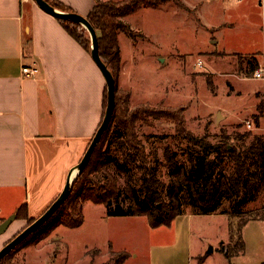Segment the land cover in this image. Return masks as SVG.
<instances>
[{"label":"rangeland","instance_id":"obj_1","mask_svg":"<svg viewBox=\"0 0 264 264\" xmlns=\"http://www.w3.org/2000/svg\"><path fill=\"white\" fill-rule=\"evenodd\" d=\"M180 1L186 11L168 2L124 18L134 35L118 32L117 87L129 95L128 111L138 109L134 126L144 157L141 161L122 153L115 123L104 150L123 166H110L108 172L117 178L122 190L118 203L125 210L131 205L127 186L140 199L145 178H153L162 198L159 204L178 202L186 214L170 226L151 228L145 216H109L105 205L89 201L83 204L80 227L61 225L46 237L36 235L17 247L9 264H115L113 258L122 251L127 254L123 264H264V190L242 209L232 211L224 201L212 214L194 215L199 208L189 206L190 190L182 178L190 159L205 154L221 187L227 178L219 172L229 176L235 162L221 148L191 145L173 119H182L187 132L211 145L249 142L254 135L264 138V74L262 79L253 77L255 69L264 70V1L248 9V19L234 0ZM200 18L215 29L204 27ZM209 61L214 73L206 70ZM16 225L14 221L0 240L9 238ZM221 246L233 256L226 258Z\"/></svg>","mask_w":264,"mask_h":264},{"label":"crops","instance_id":"obj_2","mask_svg":"<svg viewBox=\"0 0 264 264\" xmlns=\"http://www.w3.org/2000/svg\"><path fill=\"white\" fill-rule=\"evenodd\" d=\"M57 1L84 17L95 5V0ZM257 2L262 6L260 0L239 2L244 19ZM23 66L38 71L27 77ZM206 70L215 72L212 64ZM105 89L90 53L55 17L33 0H0V223L26 206L0 249L62 191L100 125Z\"/></svg>","mask_w":264,"mask_h":264},{"label":"trees","instance_id":"obj_3","mask_svg":"<svg viewBox=\"0 0 264 264\" xmlns=\"http://www.w3.org/2000/svg\"><path fill=\"white\" fill-rule=\"evenodd\" d=\"M45 1L62 12H74L69 6L57 0ZM168 2H173L179 9L187 10L186 5L180 0H95V5L86 16V19L93 26L96 34L97 32L99 33L97 35L99 55L115 79V106L110 122L92 152L87 166L74 179L70 194L66 200L38 229L5 255L0 260V264H9L8 260L17 247L24 244L27 240L37 237L36 235L46 237L48 233L61 225L68 228L80 227L84 222L83 204L89 201L94 204L105 205L108 208L107 215L109 216H145L151 228L170 226L178 215L184 213L178 202L171 206L169 204H159L162 198L156 189V183L153 178H145L143 184L146 190L140 199L136 197L135 190L131 186H127V197L130 198L131 205L129 211L125 210L118 203L122 190L117 183V178L108 172L110 166L114 165L118 170H123V166L115 164L109 158L108 151L104 150L112 125L115 123L116 128L113 133L117 135V139H123L119 143L115 142L119 146L118 148L127 157H134L143 161L144 150L137 141L134 126L135 121L140 117L137 113L138 109L134 112L128 111L129 95L127 92H120L117 87L121 63L118 32L133 37L134 32L124 22V18L142 7L157 8ZM56 19L67 33L83 49L90 53V36H87L80 24L65 19ZM106 104L107 91L105 89L102 118ZM165 110L173 111L174 109L165 108ZM173 119L176 123L177 131L191 145L205 146L208 149L221 148L235 162L233 172H230L229 176H226L222 171L219 172V175L227 178L221 187V185L216 183L215 176L217 173L213 168V162L207 160L205 154L196 160L190 159V167L182 178L190 190L191 201H189V206L194 209L199 208L198 212L193 211V213L201 215L212 214L221 208L224 201L231 203L232 211L242 209L247 203L249 204L258 198L264 190L263 137L254 135L249 142L232 144L225 140L220 145H211L204 138L187 132L182 126V119L180 120L176 117H173ZM248 135L251 136V134ZM174 192L175 195L176 191L174 190ZM174 199L172 197L170 202H174ZM25 212L26 206H20L16 211V219L24 217ZM237 213L242 214L243 211L238 210ZM34 220L29 219L27 226ZM240 250H243V242ZM220 251L228 259L233 256L225 251L223 246L220 247ZM119 253V257L113 258L115 264H122L127 259L126 251Z\"/></svg>","mask_w":264,"mask_h":264},{"label":"water","instance_id":"obj_4","mask_svg":"<svg viewBox=\"0 0 264 264\" xmlns=\"http://www.w3.org/2000/svg\"><path fill=\"white\" fill-rule=\"evenodd\" d=\"M33 1L41 10H43L47 14H50L55 18L77 22L88 31L91 40V50H90L91 58L93 59L94 63L96 64V66L98 67V69L100 70L101 74L105 79L106 91H107V104H106L104 116L102 118L99 127L97 128L95 134L93 135L81 160L68 172V176L66 178L64 187L60 192V194L38 218H36L31 224L26 226L21 232H19L14 238H12L8 243H6L0 249V260L5 255H7L15 246L21 243L27 236H29L32 232L38 229L69 196L74 179L87 166L91 158L92 152L94 151L97 143L99 142L103 132L108 127L115 106V79L111 74V72L109 71V69L107 68V66L105 65V63L101 60L98 51V38L96 31L93 28V26L89 23V21L86 19V17L76 12H62L54 8L45 0H33ZM73 173L76 174L74 178L71 179ZM15 219H16V214H12L0 223V235L3 234L9 228V226Z\"/></svg>","mask_w":264,"mask_h":264},{"label":"built area","instance_id":"obj_5","mask_svg":"<svg viewBox=\"0 0 264 264\" xmlns=\"http://www.w3.org/2000/svg\"><path fill=\"white\" fill-rule=\"evenodd\" d=\"M236 3H239V2H242L243 0H234ZM261 2H263L264 0H260ZM37 68L35 67H31V66H23L22 67V73L25 75V76H32L34 74L37 73ZM263 74H264V70L261 69V68H257L255 69V71L253 72V77L256 78V79H262L263 78ZM247 127L250 128L251 125L250 124H247Z\"/></svg>","mask_w":264,"mask_h":264},{"label":"bare ground","instance_id":"obj_6","mask_svg":"<svg viewBox=\"0 0 264 264\" xmlns=\"http://www.w3.org/2000/svg\"><path fill=\"white\" fill-rule=\"evenodd\" d=\"M75 174H76V173H73V175H72L71 179H73V178H74Z\"/></svg>","mask_w":264,"mask_h":264}]
</instances>
